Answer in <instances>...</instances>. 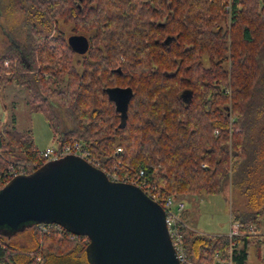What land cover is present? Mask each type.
Returning <instances> with one entry per match:
<instances>
[{
  "label": "trees",
  "instance_id": "1",
  "mask_svg": "<svg viewBox=\"0 0 264 264\" xmlns=\"http://www.w3.org/2000/svg\"><path fill=\"white\" fill-rule=\"evenodd\" d=\"M5 1L25 32L0 53V94L10 83L25 87L58 146L82 142L110 178L134 180L159 202L253 181L254 209L231 211L235 234L202 233L181 220L176 229L195 264H248L252 242L264 264L256 233L264 220V142L252 133L264 115V0ZM61 24L88 37L86 52L69 47ZM116 85L132 89L124 117L106 92ZM56 107L69 128H61ZM11 119L0 122V186L43 162L31 130ZM30 230L24 248L0 231V264H89L86 235L57 223Z\"/></svg>",
  "mask_w": 264,
  "mask_h": 264
},
{
  "label": "water",
  "instance_id": "2",
  "mask_svg": "<svg viewBox=\"0 0 264 264\" xmlns=\"http://www.w3.org/2000/svg\"><path fill=\"white\" fill-rule=\"evenodd\" d=\"M66 40L79 54L89 47L83 33L68 34ZM169 41L166 35L163 43ZM106 92L124 117L131 87L110 86ZM32 223H57L86 235L89 264H181L161 204L140 186L112 179L76 154L49 159L0 186V231L10 235L2 228Z\"/></svg>",
  "mask_w": 264,
  "mask_h": 264
},
{
  "label": "rangeland",
  "instance_id": "3",
  "mask_svg": "<svg viewBox=\"0 0 264 264\" xmlns=\"http://www.w3.org/2000/svg\"><path fill=\"white\" fill-rule=\"evenodd\" d=\"M227 9L228 4L225 5V11ZM19 15L17 10L6 8L5 0L0 2V53L4 51L3 49L9 44H17L19 40L21 41L25 29H22V26L20 27ZM224 25H229V18H226ZM61 30L65 32L66 37L68 34L77 33L71 31L69 24H61ZM51 32L55 33L56 31L51 30ZM4 64H6V62H4ZM205 64H208V62L205 61ZM224 66L229 71V62H226ZM56 109L61 121V128H69L71 126L70 119L58 107H56ZM12 115H14L15 125L18 129L31 130L33 141L39 149L42 150L48 146H57V135H54L52 132L44 115L27 103L25 87L15 83L6 85L0 94V122L5 120L7 124H11ZM228 116L230 117L229 113ZM252 133L256 136H258V134L260 135V140L258 137H253L256 143L264 142V115H262L260 119L258 118L257 127ZM261 152H264V148ZM260 159L264 160V156L260 157ZM256 169L257 168H255V170ZM254 174L257 175V172L252 171L251 177H255L256 175ZM128 182L140 186L134 180ZM254 192H256V188L253 181L248 185H241V182L237 184H229L228 182V185H226L225 189L220 193L202 195L189 194L184 197H173L184 203L183 209L179 212V219L186 222L190 228L202 233H227L229 235L231 231H234L233 234L237 232L236 223H232L231 221V211L253 210L254 204L251 203L250 196L255 194ZM262 228L264 229V220L261 221L259 230H262ZM2 229L10 234L7 235L5 239L15 243L18 248L27 247L31 243L29 236L31 232L30 224L19 226L13 230L7 228ZM255 246L253 242L249 245L248 264H261L260 260L255 255ZM261 254L264 255V247L262 248ZM188 259L195 264L194 258L188 257ZM228 264L231 263L229 262Z\"/></svg>",
  "mask_w": 264,
  "mask_h": 264
},
{
  "label": "built area",
  "instance_id": "4",
  "mask_svg": "<svg viewBox=\"0 0 264 264\" xmlns=\"http://www.w3.org/2000/svg\"><path fill=\"white\" fill-rule=\"evenodd\" d=\"M216 132V129H215ZM119 149V148H117ZM64 154H76L84 158L86 161L90 162L93 165L97 166V163L92 159L90 152L87 148L84 147L82 142L74 141L71 143H66L62 146H51L46 147L41 150V156L43 159V162L59 157ZM42 162V163H43ZM19 173H23L22 171ZM17 174V173H15ZM13 174V175H15ZM113 179V178H112ZM117 180V179H116ZM127 181V180H122ZM143 189V188H142ZM144 190V189H143ZM145 191V190H144ZM152 199L159 202L158 200V194L151 192V191H145ZM161 206L164 209L165 212V222L168 228V232L172 241L173 246L176 249L177 258L181 264H193L192 261H190L183 250L181 249L180 241H179V233L176 229V224L180 220L179 219V212L183 209L184 203L181 200H177L173 196H168L162 200V202H159ZM234 231L229 232V235L233 234Z\"/></svg>",
  "mask_w": 264,
  "mask_h": 264
},
{
  "label": "crops",
  "instance_id": "5",
  "mask_svg": "<svg viewBox=\"0 0 264 264\" xmlns=\"http://www.w3.org/2000/svg\"><path fill=\"white\" fill-rule=\"evenodd\" d=\"M181 212V211H180ZM181 220V219H180ZM183 221V220H182ZM184 222V221H183ZM186 224V222H184ZM187 225V224H186ZM257 234H262V239H264V229L262 228V230H257L256 231ZM264 247V243L261 245L260 249H261V253H262V248ZM263 255V254H262ZM264 256V255H263Z\"/></svg>",
  "mask_w": 264,
  "mask_h": 264
}]
</instances>
